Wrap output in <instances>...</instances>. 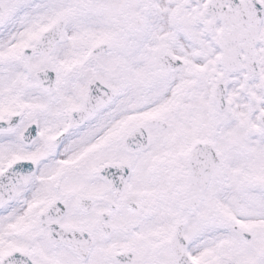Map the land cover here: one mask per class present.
Wrapping results in <instances>:
<instances>
[{"label": "snow or ice", "instance_id": "obj_1", "mask_svg": "<svg viewBox=\"0 0 264 264\" xmlns=\"http://www.w3.org/2000/svg\"><path fill=\"white\" fill-rule=\"evenodd\" d=\"M0 264H264V0H0Z\"/></svg>", "mask_w": 264, "mask_h": 264}]
</instances>
